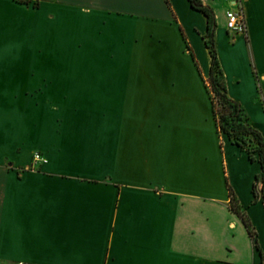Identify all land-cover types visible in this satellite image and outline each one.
<instances>
[{
    "label": "crops",
    "instance_id": "crops-1",
    "mask_svg": "<svg viewBox=\"0 0 264 264\" xmlns=\"http://www.w3.org/2000/svg\"><path fill=\"white\" fill-rule=\"evenodd\" d=\"M23 1L0 0V264H261L228 207L230 188L264 251L261 167L217 132L206 17L188 0ZM201 1L227 95L264 137V0H242L244 34L228 1Z\"/></svg>",
    "mask_w": 264,
    "mask_h": 264
},
{
    "label": "trees",
    "instance_id": "trees-1",
    "mask_svg": "<svg viewBox=\"0 0 264 264\" xmlns=\"http://www.w3.org/2000/svg\"><path fill=\"white\" fill-rule=\"evenodd\" d=\"M188 1L193 10L201 12L207 19V32L203 36L204 44L210 55L207 91L217 132L221 135H225L231 144L246 152L251 162L257 161L260 164L261 173L256 177L255 184L261 179V195L264 206V137L258 130L251 126L249 118L241 104L227 95L225 77L219 64L215 44L217 24L213 9L203 4L201 0ZM19 2L27 3L23 0H19ZM34 6L37 7V4L35 3ZM245 38L247 39L246 35ZM217 105L219 108H217ZM252 192L256 199L257 194L255 185ZM228 207L241 219L251 241L259 251L261 264H264V251L260 250L258 247L255 239L256 234L254 227L230 188Z\"/></svg>",
    "mask_w": 264,
    "mask_h": 264
},
{
    "label": "built area",
    "instance_id": "built-area-1",
    "mask_svg": "<svg viewBox=\"0 0 264 264\" xmlns=\"http://www.w3.org/2000/svg\"><path fill=\"white\" fill-rule=\"evenodd\" d=\"M230 7L225 11L226 29L232 34L245 33V15L242 0H226ZM33 164H44L47 160L42 154L36 152L32 157Z\"/></svg>",
    "mask_w": 264,
    "mask_h": 264
},
{
    "label": "rangeland",
    "instance_id": "rangeland-1",
    "mask_svg": "<svg viewBox=\"0 0 264 264\" xmlns=\"http://www.w3.org/2000/svg\"><path fill=\"white\" fill-rule=\"evenodd\" d=\"M217 29V28H216ZM223 33V35L225 34V31L224 32H222ZM223 38V37H222ZM217 49V48H216ZM242 81H243V79H242ZM124 101V103L125 104H128V107L130 108V112H129V115H128V118H129V116L130 117H140L141 115L143 116L144 115V110H142L141 109V111H139L138 113H135L134 111L136 110V109H134V106H138L139 107V105L141 104V102H136L137 100H133V101H129V100H123ZM129 101V102H128ZM217 108H219L218 107V105H217Z\"/></svg>",
    "mask_w": 264,
    "mask_h": 264
}]
</instances>
